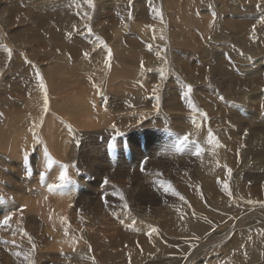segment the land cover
Wrapping results in <instances>:
<instances>
[{
  "label": "rangeland",
  "instance_id": "374dc122",
  "mask_svg": "<svg viewBox=\"0 0 264 264\" xmlns=\"http://www.w3.org/2000/svg\"><path fill=\"white\" fill-rule=\"evenodd\" d=\"M52 1L0 0V6L5 7V10L0 9V11L11 14V16L9 14L10 23L15 18L14 11H19L18 17L21 20H26V22H21V27H34L38 24L37 20H42L47 15L56 14L57 10L64 9L65 7L58 8L60 4L63 5L62 1L66 4L68 2L72 5H78L82 0ZM103 1L98 0L99 3H96V7L91 10L93 14H89L90 18L96 17L101 23L96 25V23L86 19L79 26H75V29L70 32L71 35L64 38L62 45L60 44L62 37L60 33L58 36H54L56 38L50 35L38 37L36 34H32L29 39L18 40L12 38L11 33L7 39L6 37L2 38L5 43H3L0 51L4 49L3 54L6 58L2 62L0 61V182H2L0 183V186L2 185L0 189V264H28L24 254L30 255L33 264H176L179 260L182 261L180 264L183 262L184 264H198L199 261L200 264H244L250 258L246 264L260 262V251L257 252L260 255H257L256 251L252 252L250 251L251 248L247 249L249 251L246 255L253 256H248L246 259L242 256L244 249L241 247L249 239L255 240V245H253L255 249L264 246V205L248 203L250 200L264 201V199L253 198L245 192L252 188L258 194L262 189L264 191V182H261L264 181V172L262 171L264 161H260L261 158H264V150L261 149L260 153L258 152L259 154L252 159L253 161L251 160L252 163L249 162L250 157L246 159L244 157L245 154H249L248 151L245 153V150H248V143L264 141V85L261 86L258 82L254 85L253 81L257 79L258 75H251L255 78L252 80H250L251 77H247L248 73H258L264 76V62L261 61L264 54H256L252 48H247L249 43L250 45H256V43L260 46L264 45V36L260 38L264 30H261L262 33L255 32L253 38L252 25H250L252 22L256 24L254 21L259 20L260 16L264 15V6L258 7L256 12L246 11L253 15V21L245 20L247 17L241 15L246 12H241L238 17L240 19L235 16L239 9L249 10L255 2L263 0H239L237 2L236 0H174V2L173 0H154L157 9L159 7L161 9L159 10L162 12L163 22L160 18L156 22L146 19L143 25L157 24L159 27H157L158 32L156 31L154 34L153 26H145L150 34L146 38H142L139 29L140 24L138 23L142 20L131 19L133 15L130 10L133 7L128 8V6L133 5L134 0H129L127 3H120L116 0L113 6L110 3L105 5ZM142 1H146L147 6L152 4V0ZM41 6L42 8H38ZM118 7L119 9H117ZM147 9L151 10L150 7ZM115 12L119 17H126L128 22H123L118 25V28L108 27L102 23L108 15H111L112 19H116ZM213 13L216 15L213 16ZM4 15L5 13L0 17ZM178 17L179 21H177ZM32 18L37 19L36 22ZM45 19L49 20L50 17ZM174 19H176V23ZM230 19L233 20L232 24L228 22ZM224 20L227 23H224ZM85 25L90 26L91 31ZM257 26L258 24H256ZM4 30H6L7 35L8 28ZM125 36L129 37L126 44L122 42ZM98 37L112 50L110 66L105 63L107 49L99 44ZM212 38L227 39L228 42L223 45L222 49H216V43L220 41L213 43L212 40L214 39ZM236 39L241 40L238 42L239 44H235ZM230 42H234L236 50ZM79 44H81L80 49H77L79 51L70 55L68 52H71V49H76L71 45L79 47ZM144 45H146L145 48ZM148 45H151V48ZM4 46L12 50L11 58L7 52L5 54ZM207 48H210L209 51L216 50L222 54L214 57L218 68L221 69L222 67L221 70L225 71H223L225 84H222L223 88L219 86L221 89L213 88L211 83H207L209 86L206 87L196 84L193 87V93L196 90L195 92L205 93L204 95L207 97L211 94L220 97L217 105L229 106L228 111L224 112V118L223 114L212 113V115H208L207 113L208 120L203 118L200 120L199 132L191 122L189 124L186 122L192 114L183 111L184 115L181 117L183 124L180 125L187 127V130H183L179 126V122H174L176 123L174 124L172 120H169L173 113L164 111L166 108L162 104H159V107L163 110L151 107V102L154 99L157 101L155 95L160 98L166 89V86L159 87L156 94H153V87L161 84L158 80L163 81L160 79V68L169 66L168 64L163 65L164 58L162 56L172 55L175 56L174 59L176 58L172 62L173 64L171 63L170 70L168 68L167 72L170 73L166 78H169L170 76H177L174 69L176 62L177 64L179 61L184 63L187 59L189 63H195L194 68L197 64V66L206 67L209 70L212 63L208 62L207 59L211 58L210 55L214 51L208 55ZM247 49L250 50L247 51ZM204 51L206 52L205 60H200V58L204 59L201 56ZM85 52L88 53V56L84 55ZM158 52L160 59L155 60L152 56H156ZM237 53L241 54L238 55ZM254 54L257 56H253ZM239 56H245L246 61L238 63L237 58ZM233 59L235 63L232 62ZM168 60L170 62L169 57ZM141 61L144 62L143 72L141 71ZM17 63L22 64L21 70H19L20 67ZM231 63H233V67ZM37 70H39L47 87L48 108L46 110L44 108V92L39 88L36 77ZM234 75L238 77L234 79ZM181 77L184 79L183 83L187 84L184 72L181 73ZM246 80L252 81L250 82L251 85L248 83L249 86H247ZM231 82L244 83L246 87L240 89L244 91L237 90L238 92L233 91L236 93H232V91L226 93L224 87ZM165 84H167L166 79ZM253 85L254 89H252ZM168 86L172 87V84L169 83ZM174 87L175 93L184 91L181 85ZM248 92L252 94L248 96ZM243 93L247 95L244 96ZM115 94L118 96L116 97ZM156 101L153 102L154 105H157L158 101ZM123 104H128V107L136 108V110H144L146 107L154 111L146 117L144 115L139 116L132 123L126 125L115 124L116 119L112 120L113 125L110 124L108 120L115 118L117 107ZM184 108L189 109L188 106H184ZM69 110L72 111L74 117L83 121H94L95 124L91 123L90 127L78 128L77 130L70 122L72 119L69 116L63 117L68 115ZM249 121H252L253 125ZM88 123L90 125V122ZM96 123H102L103 128ZM69 125H71V131H69ZM209 128L213 129L212 131L219 141L223 137L222 132L226 133L229 139L228 146L232 151V153L226 154H232L226 161H224V155L221 156L222 162L220 156H215L211 152H209L210 155H204L212 149V146L206 143V133ZM221 128L223 129L221 130ZM79 129H83V131ZM194 130L197 131V136H193ZM33 133H35V137ZM173 133L178 136L190 134V140L197 141L206 151L202 156L192 155L196 144L189 143L178 155H168L165 149L175 141L176 136ZM36 137H39V140ZM7 140L9 141L7 142ZM88 140L89 142H87ZM10 141L14 143L24 142L25 144H20L11 156L12 151L7 149L8 143L10 147L13 146ZM70 141L69 146L68 142ZM240 143H242V157L239 155L238 144ZM51 144L57 147L62 146L64 151H66L67 146L71 149L67 148L68 151L62 153V156L61 147L59 150L56 147L58 153L55 155L52 153ZM72 144L77 147L75 148V145L72 147ZM45 146L50 155L59 162L54 164L51 169L45 167ZM78 146H83L84 149L82 147L78 149ZM70 150V154L74 151V155L73 153L72 155L69 154ZM75 151L80 155L75 154ZM65 153L66 155H64ZM25 154L28 157L27 161H25ZM212 156L216 159L213 160ZM63 157L66 162L62 159ZM236 159L240 160L239 163L235 162L239 165L238 168L242 166L249 171L255 170V165L258 162L263 163L262 166L257 167L256 174L247 170H245L247 173L244 171H242L244 174L240 173L241 178L244 179L240 180L242 183L240 181L237 182L238 184L234 183L235 186L237 185L235 190L231 189V185L229 186L233 194L228 199L224 200L223 193L215 198L217 194L214 191L213 197L216 200L210 198L205 192V189L210 190V188L206 186H215L218 191L219 184L216 185L218 180H214L224 173H226L224 175H228L224 165H228ZM157 161L159 162L157 163ZM217 161H220L219 167L216 166ZM64 164L68 165L70 181L64 185L65 189L63 186L50 192L48 184L59 183L56 169H63ZM252 164L253 167H251ZM154 165L160 166H156L159 170H156ZM148 169L149 171H145ZM29 171H31V175L28 174ZM55 171L56 173H53ZM41 172L45 173L43 177L40 175ZM147 172L149 176L153 174V180L157 181L155 184L151 182L150 177H146L148 176ZM133 173L135 174L133 175ZM228 178L230 179L229 176ZM115 181L116 184H114ZM231 181L233 179L228 180V182ZM169 182L175 192L171 189L169 191L164 190ZM108 184L114 186L112 195L108 194L110 192L107 187ZM240 184L241 186H239ZM252 184L253 187L250 186ZM153 185H156L154 189L151 188ZM100 186H105L106 189L103 188L102 190ZM94 188L95 191L101 190L97 191L99 194L94 193ZM156 191L161 192L157 194ZM118 192L123 193L124 200H121L118 194H114ZM94 195L97 199L93 197ZM65 196L71 197L74 203H77H75L77 210L67 211L62 221L50 224L46 218L47 215L54 206L58 205L57 199H62ZM208 198H210L209 201ZM91 202H93L92 206ZM125 202L128 208L124 207ZM247 203L249 209L246 208ZM80 205L87 206V208L81 207V209ZM141 206L144 212H142ZM158 207L162 209V211H158L159 217L154 215L155 210L153 209L157 210ZM231 207L235 208V216L229 214ZM173 208H179L181 215L183 213L181 211H189L190 216L189 214L182 217L180 215L182 218L180 227L176 226V231L175 229L171 230L172 234L169 235L160 229L158 220L165 223L172 221L178 216ZM80 210L85 211L84 215ZM57 211L62 213L59 209ZM77 211H79L78 214L80 213L78 217H76ZM73 215L75 218L70 220L69 216ZM247 215L253 216L248 217ZM5 216L10 217L8 225L3 224ZM187 216L190 217L188 222L185 219ZM16 218L20 220L14 221ZM205 222L208 223L205 224ZM20 223H24V226L27 224L26 227L29 228L26 229L25 227L24 229L23 224ZM227 224L231 225L230 228L234 233L249 229L251 235L236 243V249L235 244H229L233 236L230 235L224 241L222 240V244H217L220 247L215 245L218 250L215 248H213L214 250L212 248L206 249L203 254L194 257V261L189 262L193 252H197L198 249L196 248L200 246L199 243L209 240V237L216 230L218 232L213 235L223 236L226 233L227 236V232L224 231L229 228L226 227ZM186 225L190 231L186 230ZM218 225L222 227L218 229ZM152 228H156L157 231L152 232ZM65 229H67V235ZM180 229L184 231L179 232ZM25 232L28 235H25ZM131 238L132 240H130ZM133 239H136V242L145 239L146 242L138 245ZM33 244L35 245L34 251L32 250ZM16 253H20V255H16ZM256 255L258 256L257 259L255 258ZM200 257L202 258L200 259ZM205 257L208 258L204 259ZM252 258L256 261H253ZM137 260L141 261L138 262ZM201 261L203 262L201 263Z\"/></svg>",
  "mask_w": 264,
  "mask_h": 264
},
{
  "label": "bare ground",
  "instance_id": "6f19581e",
  "mask_svg": "<svg viewBox=\"0 0 264 264\" xmlns=\"http://www.w3.org/2000/svg\"><path fill=\"white\" fill-rule=\"evenodd\" d=\"M51 2H53L52 0H50ZM68 1V0H67ZM72 0H69V2H71ZM114 1H116V0H104L103 2L105 3V5H107V4H111L112 6H113V3H114ZM129 0H118V2H120V3H127ZM135 2H134V4L133 5H129L128 6V8H132L130 11H131V14L133 15V16H135V17H133L132 16V18L131 19H133V18H136V19H140V20H142V22H139L138 24H140V30H141V36H142V38H146V37H148V31H147V28L145 29V26H153V30H154V34H156L155 32L157 31V27H158V25L157 24H155V25H143V23L146 21V19H149V20H151V22H156V20L159 18V17H157L156 16V12H155V10L157 9V6L155 5V2H154V0H152V4H150V6H147V4H146V1H142V0H134ZM172 1V0H171ZM237 1H239V0H236V2ZM165 2V1H164ZM173 2H174V0H173ZM259 2V4H257ZM45 3H47L46 1H45ZM63 5H59L58 6V8H63V7H65L64 9H61V10H57V12H56V14H53V15H47L46 17L47 18H49L50 17V19L49 20H46L45 18H43L42 20L40 19V20H37V19H35V18H32L35 22H36V20L38 21V24L36 25V26H34V27H28V26H24V28H23V26L21 27V22H26V20H21L19 17H18V14H20V12L19 11H14V16H15V18H14V20H16V21H14L13 20V22L12 23H10V16H11V14H10V16H9V14H7L6 13V11L5 12H1L0 11V15H3L4 13H5V15L2 17H0V49H2V47H3V43H5V42H3V37L5 38L6 37V39L8 38V36H9V34L11 33L12 34V38H16V39H18V40H26V39H29L31 36H32V34H36L38 37L39 36H42V35H50V36H55V35H57L58 36V34L60 33L61 35H62V37H61V40H60V44L62 45L63 44V41H64V38L66 37V36H68V33H70L72 30H74L75 29V27H73V26H79L80 24H82L81 22H83V21H86V18H84V13L85 12H87L88 14H91L92 12H91V10H92V8H90V7H88V5L85 3V0H82L81 1V3L79 2V4L78 5H76V4H70V3H68L67 2V4L64 2L63 3V1L61 2ZM96 3H99L98 2V0H94V5L96 4ZM172 3V2H171ZM257 3L255 2V4L254 5H252V7L249 9V10H241V9H239V11L236 13V18L237 19H240V18H238L239 16H240V14H241V12H246V11H253V12H256L257 10H258V5H260V6H264V0L263 1H257ZM149 4V3H148ZM154 5V6H153ZM35 6L37 7V5L35 4ZM75 6V7H74ZM54 7H56V6H54ZM96 7V6H95ZM151 8V10H149V9H147V8ZM165 7V6H164ZM38 8H42V6L41 7H38ZM176 8V7H175ZM0 9H2V10H5V7H3L2 5L0 6ZM117 9H119V7L117 8ZM159 9H160V7H159ZM164 9V8H163ZM177 9V8H176ZM149 10V11H148ZM161 10V9H160ZM181 10H183V9H181ZM9 11V10H8ZM7 11V12H8ZM116 11V10H115ZM164 12V11H163ZM175 12V11H174ZM174 12H172V13H174ZM77 13H79V15L77 14ZM106 13V12H105ZM111 13V12H110ZM170 13V12H169ZM93 14V13H92ZM171 14V13H170ZM191 14V13H190ZM241 15H243V16H246L247 17V19H245V20H251V21H253V15L252 14H250V13H244V14H241ZM115 16H116V19H112V16L111 15H108L107 16V18L104 20V21H102V23H104V24H106L108 27H112V28H118L119 26L118 25H121L123 22H128V19L126 18V17H119V15L118 14H116V12H115ZM170 16V15H169ZM172 16V15H171ZM232 16H234V15H232ZM175 17H177V16H175ZM183 17V16H182ZM185 17V16H184ZM224 17V16H223ZM252 17V18H251ZM226 18V17H225ZM122 19H123V22H122ZM173 19V18H172ZM226 19H228V18H226ZM225 19V20H226ZM3 20H6V21H9L8 23L7 22H4ZM93 20V21H92ZM176 19H174V21H175ZM191 20V19H190ZM225 20H224V23H227V22H225ZM89 21L90 22H94V23H96V25H98V24H100L101 23V21L99 20V19H97L96 17H91L90 19H89ZM130 21V20H129ZM173 21V22H174ZM177 21H179V17H178V20ZM177 21H175V23L177 22ZM228 21V20H227ZM232 21V22H231ZM240 21H243V20H240ZM148 22H150V21H148ZM169 22V21H168ZM228 22H230L231 24L233 23V20H229ZM93 23V24H94ZM254 23H256V24H258V26L256 27V33H262V31L264 30V24H260V23H258V20H256V21H254ZM17 24V25H16ZM9 25V26H8ZM250 25H253V22L250 24ZM8 26V27H7ZM94 26V25H93ZM7 29L8 28V30H9V32L7 33V35H6V30H4V29ZM152 28V27H151ZM159 28V27H158ZM160 30V29H159ZM262 30V31H261ZM259 31V32H258ZM158 32V31H157ZM264 32V31H263ZM3 33H5L4 35H3ZM73 33V32H72ZM11 34H10V36H11ZM150 35V34H149ZM228 35H230L229 33H228ZM70 36V35H69ZM262 36H264V33H262V35H261V37L260 38H262ZM54 38H56V37H54ZM128 36H125L124 38H123V40H122V42H124L125 44L127 43V41H128ZM6 39H5V41H6ZM59 39H60V36H59ZM212 39H214V38H212ZM241 39V38H240ZM9 40V39H8ZM213 41V43H214V41H220L219 43H216L217 45L215 46L216 47V49H222V47H223V45L225 44V43H227L228 41H227V39H221V40H217V39H214V40H212ZM236 42H235V44L237 43V44H239L238 42H240L241 40H239V39H236L235 40ZM245 42V41H244ZM253 42V41H252ZM185 43H186V40H185ZM222 43V44H221ZM231 44H233L234 45V49L236 50V48H235V44H234V42H230ZM256 43V42H255ZM254 43V44H255ZM146 44V43H145ZM244 44V43H243ZM249 46L247 47V48H252V50L257 54V53H262V54H264V45H259L258 43H256V45H250V43L248 44ZM73 48H76V49H71V52H68L70 55H74V54H76L79 50H77V49H80V47H81V44H79L78 46L79 47H76V46H73V45H71ZM145 46L146 45H144V48H145ZM211 46V45H210ZM212 46H214L213 44H212ZM211 46V47H212ZM237 46V45H236ZM239 47V46H238ZM246 47V46H245ZM46 48V47H45ZM172 49V48H171ZM208 49V48H207ZM210 49V48H209ZM209 49H208V55H210L213 51V55L211 54L210 56H211V58L210 59H207V61L208 62H210V63H212L211 64V68L209 69V70H207L206 69V67H200V66H197V64H196V67L194 68L193 66L195 65V63H189L188 62V59L184 62V63H181L180 61L178 62V64H177V62H176V66H175V70H176V72H177V76L176 75H174V76H170L169 78H166V81H167V84H165L164 85V81H165V79L163 80V81H159L158 80V82H160L161 84H159L160 85V87H164V86H166V89H165V91H164V93L160 96V98H159V101L157 102L154 98V100H153V102L154 101H156L157 103L156 104H162L166 109L164 110V111H166L167 113H173L170 117H169V120H172L173 121V123L174 122H179V126L181 127V129H186L187 127H183V126H181L180 124H183V120L181 119V117L184 115V113H183V111H186V112H188V113H190V114H192V112H191V110H189V109H186V108H184V106H188L187 104L185 105V102L187 101L184 97H183V95H182V93H183V90L181 91V92H179V91H177L176 93H175V85H181V83H178L179 82V80H180V82L182 81H184V79L181 77V73L182 72H184L185 73V79H186V81H187V84H191L193 87H195L194 85H196V84H200L201 85V87H203V86H209V85H207V83H211L210 85L211 86H213V88H215L216 89V87L217 88H219V89H221V88H223L222 87V84L224 83V72L221 70V69H223L222 67H221V69L220 68H218V66H217V64L215 63L216 62V58L214 57V56H218V55H222L221 53H219V52H217L216 50H211V51H209ZM240 49V48H239ZM168 50V49H167ZM204 50H206V49H204ZM248 50H250V49H247V51ZM3 51H4V49H3ZM3 51H0V61L2 62L3 61V59H5L6 58V56L3 54ZM207 51V50H206ZM169 52V51H168ZM239 52H241V51H239ZM5 54H6V51H5ZM238 55H240L241 53H237ZM247 54V53H246ZM251 54V53H250ZM173 55H175V54H173ZM205 55H206V52L204 51L202 54H201V56H202V58H204V59H201L200 58V60H205ZM252 55V54H251ZM204 56V57H203ZM247 56H249V55H247ZM253 56H257V55H253ZM155 60H157V59H160V57L158 56V55H156V56H152ZM163 58H164V61L166 60L167 61V63L165 64V63H163V65H169L168 67H163L164 69H165V72H166V76L167 75H169V73L167 72L168 71V68H169V70H170V66H171V63L172 62H174V60L176 59H174V57L172 56V55H163L162 56ZM168 57H169V59H170V62H169V60H168ZM220 58V57H219ZM246 57L244 56V57H238L237 59H238V63H243V62H240V61H246V59H245ZM154 60V61H155ZM227 60V59H226ZM222 61V60H221ZM234 61V59L232 60V62ZM261 61L262 62H264V58H261ZM157 62V61H156ZM195 62H197V61H195ZM218 62H219V60H218ZM228 62V61H227ZM198 63V62H197ZM209 63V64H210ZM229 63V62H228ZM233 63H235V61L233 62ZM233 63H231V66H232V64ZM18 64V63H17ZM173 64V63H172ZM175 64V63H174ZM19 65V70H21V68H22V64L21 63H19L18 64ZM207 65H208V63H207ZM218 65H220V64H218ZM230 65V64H229ZM234 66V65H233ZM232 66V67H233ZM138 67V66H137ZM220 67V66H219ZM172 68V67H171ZM197 69H200V70H197ZM174 70V71H175ZM234 70V69H233ZM231 71V70H230ZM235 72V71H234ZM174 73V72H173ZM227 73V72H226ZM236 73V72H235ZM175 74V73H174ZM232 74H233V72H232ZM172 75V74H171ZM227 75V74H226ZM248 75H250V76H248ZM248 75H247V77H251V75H254V76H257L256 78L257 79H255V78H253V77H251V79L250 80H252V78L253 79H255L254 81H253V83H254V85H256L257 84V82H258V84L259 85H264V76L263 75H261V74H258V73H253V74H251V73H248ZM228 76V75H227ZM238 76H236L235 77V75H234V79L235 78H237ZM246 78V77H245ZM245 78H244V80H245ZM170 79V80H169ZM155 81V80H154ZM168 81H169V83L170 84H172V87H169L168 85H169V83H168ZM232 81V80H231ZM239 81H240V77H239ZM243 81V80H242ZM157 82V83H158ZM246 82L247 83H245V84H247V86H249V85H251L250 84V82H252V81H247L246 80ZM155 83V82H154ZM248 83H249V85H248ZM252 83V84H253ZM5 84V83H4ZM225 84V83H224ZM244 84V83H243ZM243 84H241V83H238V82H231V83H228V84H226V86L224 87V91L227 93V92H230V91H232V93H236V92H233V91H239L240 89H244V87H246L245 86V84L243 85ZM6 85V84H5ZM155 85V84H154ZM199 85V86H200ZM254 85H253V88L252 89H254ZM7 86V85H6ZM219 86H221V88L219 87ZM252 87V86H251ZM260 87V86H259ZM124 88V87H123ZM118 89H120L119 87H118ZM219 89H217V90H219ZM251 89V88H250ZM251 89V90H252ZM256 89V88H255ZM258 89V88H257ZM11 90V89H10ZM179 90H181V89H179ZM196 90H194V93H192V97L194 98V103H196V105H197V107H199L200 109H202L204 112H206V113H208V115L209 114H211L212 115V113L213 114H220V115H222L223 114V118L225 117V115H224V112H226V111H228V107L229 106H227V105H217V102H218V100L220 99V97H217V96H214L213 94H211L210 96L208 95V97L207 96H205L204 94L205 93H203V92H201V93H198V92H195ZM204 91V90H203ZM237 91V92H238ZM240 91H244V90H240ZM246 91V90H245ZM248 91H250V90H248ZM253 91V90H252ZM251 91V92H252ZM108 92V91H107ZM145 92V91H144ZM209 93V92H208ZM247 93V92H246ZM245 93V94H246ZM146 94V93H145ZM165 94H168V95H170V96H167V95H165ZM210 94V93H209ZM244 94V93H243ZM242 94V95H243ZM245 94H244V96H245ZM248 96H250V94H252V93H249L248 92ZM254 94V93H253ZM116 95V94H115ZM242 95H240V96H242ZM247 95V94H246ZM118 95H116V97H117ZM145 96V95H144ZM147 96V95H146ZM114 97V96H113ZM115 97V98H116ZM247 97V96H246ZM128 98H130L129 96H128ZM134 98V97H133ZM210 98V99H209ZM213 98V99H212ZM247 99V98H246ZM183 100V102L181 103V101ZM244 101V100H243ZM153 102H151V107H155V105H154V103ZM53 105H54V103H52ZM171 104V105H170ZM223 104V103H222ZM53 105H52V108H54L53 107ZM148 106H150V105H148ZM147 106V107H148ZM51 108V109H52ZM118 109L116 110V113H115V118H113V119H110V120H108V122L110 123V124H112L113 125V121L112 120H114V119H116V121H114V123L115 124H118V125H126L127 123H132L134 120H136V118L137 117H139V116H142V115H144V117H146V115H148L149 113H151V112H153L152 110H149V109H147L146 107H144V110L143 109H141V110H136V108L135 109H133V108H131V107H128V104L127 105H125V104H123V105H119L118 107H117ZM152 109V108H151ZM159 110H163L161 107H159L158 108ZM230 109V108H229ZM174 111V112H173ZM236 111V110H235ZM156 112V111H155ZM158 112V111H157ZM230 112V111H229ZM231 112H234V111H231ZM187 114V113H186ZM152 115V114H151ZM167 115V114H166ZM188 115V114H187ZM207 115V116H208ZM67 116H69L70 118H67L68 120H71L70 122L76 127V129L78 130V128H83L84 129V127H90L91 126V123H94L95 124V122L94 121H83V120H81V119H79V118H76V117H74L73 116V114H72V111L71 110H69V113H68V115H66V116H63V117H67ZM239 116V115H238ZM135 117V118H134ZM185 117V116H184ZM214 118H215V115L213 116ZM208 118V117H207ZM210 118V117H209ZM242 118V117H241ZM240 118V119H241ZM143 119V118H142ZM211 119V118H210ZM208 120V119H207ZM140 122H141V120H139ZM145 121V120H144ZM203 121V120H202ZM248 121V120H247ZM88 122H90V125H89V123ZM186 122H187V124H189L190 122H191V120L189 119V120H186ZM204 122V121H203ZM211 122V121H210ZM215 122V121H214ZM108 123V124H109ZM249 123L251 124V125H253L252 124V121H249ZM97 124V123H96ZM104 124H105V122H104ZM110 124L108 125V126H110ZM136 124V123H135ZM174 124H176V123H174ZM186 124V123H185ZM200 124H201V122H200ZM205 124V123H204ZM98 126H100L101 128H103L102 127V123L101 124H97ZM111 125V126H112ZM134 125V124H133ZM146 125V124H145ZM106 126H107V123H106ZM177 126V125H176ZM214 126V125H213ZM105 127V126H104ZM179 127V128H180ZM190 127H191V124H190ZM100 128V129H101ZM83 129H79L80 131L82 130L83 131ZM107 129V128H106ZM118 129V128H117ZM128 129V128H127ZM130 129H132V128H130ZM195 129V128H194ZM223 128H221V130H222ZM258 129V128H257ZM262 129V128H261ZM115 130V129H114ZM187 130V129H186ZM213 130V129H212ZM215 131H216V129H214ZM263 130V129H262ZM90 131V130H89ZM198 132L200 131V129H198L197 130ZM79 132V131H78ZM204 132V131H203ZM218 132V131H217ZM200 133H202V132H200ZM199 133V134H200ZM219 133V132H218ZM90 134V133H89ZM207 134V133H206ZM217 134V133H216ZM201 135V134H200ZM221 135V134H220ZM197 136V135H196ZM223 136V137H222ZM222 139L220 138V136H219V138H220V144L221 145H223V147H220V148H216L215 149V152H213L212 151V149H210L206 154H204V155H207V154H209L210 155V153L209 152H211L212 154H215V156L217 155V156H220V158H221V162L223 161V159H222V157L221 156H223L224 157V161H226L228 158H230L231 156H232V154L231 155H226V154H229V153H232V151L229 149V146H228V144H229V139L227 138V136H226V133L224 134L223 132H222ZM90 138H91V136H90ZM93 138V137H92ZM200 138V137H199ZM76 139V138H75ZM87 139V138H86ZM9 140H7V142H8ZM11 142V144H13V146H11L10 147V144L8 143V147H7V149H9V150H11L10 152H11V156H13V154L16 152V148L20 145V144H25L24 142H19V143H14V142H12V141H10ZM87 142H89V140L87 141ZM69 143H71V141L70 142H68V144ZM246 143V142H245ZM67 144V145H68ZM86 145H87V143H85ZM75 145V144H74ZM73 144H72V147L74 146ZM51 149H52V153H54L55 155L58 153V151L57 150H59L60 149V147H61V149H62V151H61V155H62V153H64V152H66V151H68L67 150V148H68V146H67V148H65V150L66 151H64L63 150V147L62 146H55L54 144L52 145L51 144ZM53 146H55V147H53ZM69 146H70V144H69ZM244 146H245V144H244ZM56 147H57V150H56ZM75 148L77 147L76 145L74 146ZM79 147H82L83 148V146H78V149H79ZM238 147L240 148V153H239V155H240V157H242V143H240V144H238ZM246 148H247V146H245ZM74 148V149H75ZM68 149H71V147L70 148H68ZM77 149V150H78ZM84 149V148H83ZM261 149H263L264 150V141L263 142H252L251 144H249L248 143V150H245L246 152L245 153H247V151H248V153L249 154H245L244 155V157H245V159L247 158V157H250V160H249V162H251V160L256 156V155H258L259 153H260V151H261ZM55 150V151H54ZM73 150V149H72ZM84 151V150H83ZM206 151V150H205ZM70 152H71V150L69 151V154H70ZM74 151H72V153H73ZM259 152V153H258ZM72 153L70 154V155H72ZM75 154H77V151H75ZM243 154H244V152H243ZM64 155H66V153L64 154ZM73 155H74V153H73ZM77 155H80L79 153L77 154ZM63 156V155H62ZM61 156V157H62ZM9 157V156H8ZM57 157V156H56ZM65 157V156H64ZM64 157L62 158L64 161H65V159H64ZM67 157H69V156H67ZM212 158H213V156H212ZM215 158V157H214ZM213 158V160H215ZM70 159V158H69ZM74 159V158H73ZM219 159V158H218ZM217 159V160H218ZM244 159V158H243ZM71 160V159H70ZM78 161H80V160H78ZM237 161V163H239L240 162V160L239 159H236V160H232L231 161V163H229L227 166L228 167H230L231 169H232V174H231V177H230V179L228 178V175H224V174H226V173H224L223 175L225 176H221V175H219V177H217L218 179H215L214 181H216V180H218V182L216 183V185L217 184H219V186H218V191L216 190V188H215V186H213V187H210V186H206V187H208V188H210V190L209 189H205V192H206V194L210 197V198H213V199H215V198H217L218 196H220L222 193H223V195L222 196H224L225 198H224V200H226V199H228L230 196L228 195V193H226L224 190H223V185H222V182L224 181V180H231V179H233V181H231V182H229V186L231 185V189H234L235 190V187L237 186H235V184L234 183H237V182H239L240 180H243L242 178H241V175H240V173H243L242 171H244V173L246 172L245 170H247L245 167H240V168H238L237 166H239L237 163H235ZM253 161V160H252ZM260 161H264V158H261V160ZM66 162V161H65ZM73 162V161H72ZM152 162H154V161H152ZM152 162H149V163H152ZM159 161H157V163H158ZM218 162H220V161H218ZM256 162V161H255ZM252 163V162H251ZM257 163V162H256ZM255 163V164H256ZM262 163L263 162H258V164H256L255 165V170H253V171H249V170H247L248 172H252V173H254V174H256V170L258 169L257 167L258 166H262ZM153 164V163H152ZM158 165V164H157ZM157 165H154L155 166V168H156V166ZM160 165V164H159ZM247 165V164H246ZM84 166H85V164H84ZM251 166V165H250ZM249 166V167H250ZM87 167V166H86ZM148 167V166H147ZM153 167V166H152ZM157 167H160V166H157ZM162 167H163V165H162ZM165 167V166H164ZM251 167H253V164H252V166ZM250 167V168H251ZM88 168H90V167H88ZM150 168H151V166H150ZM154 168V167H153ZM152 168V169H153ZM154 168V169H155ZM247 168H248V166H247ZM262 171L264 172V166H262ZM47 169V168H46ZM214 169H215V167H214ZM61 170H63L62 168H61ZM61 170H58V169H56V171H61ZM156 170H159V169H157L156 168ZM250 170H252V168L250 169ZM56 171L55 172H53V173H56ZM145 171H149V169L148 170H145ZM144 171V173H146ZM154 171V170H153ZM224 171H225V169H224ZM57 172V173H58ZM56 173V175H57V179H58V174ZM137 173V172H136ZM148 173V172H147ZM156 173V172H155ZM157 173H159V172H157ZM211 173V172H210ZM243 173V174H244ZM247 173V172H246ZM117 174H119V173H117ZM127 175H128V173H126ZM135 173H133V175H134ZM139 174H140V172H139ZM55 175V176H56ZM112 175V174H111ZM111 175H109V177L111 176ZM120 176H122L121 174H119ZM124 175V174H123ZM132 175V174H131ZM141 175V174H140ZM246 175V174H245ZM259 175V174H258ZM264 175V174H263ZM124 176H126V175H124ZM143 176H144V174H143ZM146 176V175H145ZM153 176V174L151 175V176H149V173H148V176H146V177H150L151 179H152V181L151 182H153L154 184L157 182V181H154L153 180V178L154 177H152ZM112 177H113V175H112ZM118 177V176H117ZM123 177V176H122ZM243 177V176H242ZM246 177V176H245ZM249 177V176H248ZM263 177V176H262ZM56 178V177H55ZM111 178V177H110ZM110 178H109V181H110ZM124 178H126V177H124ZM251 178V177H250ZM252 178H254L253 176H252ZM257 178V177H256ZM5 179V178H4ZM114 179H115V176H114ZM142 179V178H141ZM146 179V178H145ZM223 179V180H222ZM1 180H3V179H1ZM116 180V179H115ZM122 180V179H121ZM143 180V179H142ZM150 180V179H149ZM222 180V181H221ZM249 180V179H248ZM254 180V179H253ZM253 180H252V182H253ZM263 180H264V178H263ZM112 181V180H111ZM144 181V180H143ZM146 181H147V179H146ZM245 181H247V180H245ZM148 182V181H147ZM150 182V183H151ZM241 183H242V181H240ZM248 182V181H247ZM251 182V181H250ZM261 182H264V181H261ZM0 183H2V182H0ZM110 183H112V182H110ZM118 183V182H117ZM150 183H148V184H150ZM152 183V184H153ZM258 183V182H257ZM114 184H116V181H115V183ZM113 184V185H114ZM121 184V183H120ZM204 183H202V185H203ZM238 184V183H237ZM122 185H124V184H122ZM157 185V184H156ZM156 185H153L151 188H155V186ZM254 185H255V183H254ZM263 185V184H262ZM261 185V186H262ZM2 186V185H1ZM1 186H0V189H1ZM99 186V185H98ZM204 186H205V184H204ZM239 186H241V184L239 185ZM247 186V185H246ZM250 186H252L253 187V184L252 185H250ZM69 187V186H68ZM101 187V189L103 190V188H105L106 189V187L104 186V187H102V186H100ZM107 187H108V189H109V193L108 194H111L112 195V190H113V187L114 186H112V185H107ZM202 187V186H201ZM244 187V186H243ZM260 187V186H259ZM96 188V187H95ZM95 188H94V191H95ZM99 188V187H98ZM134 188V187H133ZM136 188V187H135ZM245 188V187H244ZM248 188V187H247ZM263 188V187H262ZM63 189H65V186H64V188ZM201 189V188H200ZM241 189V188H240ZM3 190H4V187H3ZM68 190V189H67ZM67 190H65V191H67ZM133 190H135V189H133ZM152 190V189H151ZM198 190V189H197ZM196 190V191H197ZM202 190V189H201ZM242 190V189H241ZM244 190H246V189H244ZM263 190V189H262ZM261 190V191H262ZM69 191V190H68ZM98 191V190H97ZM97 191H95L94 193H97ZM99 191H101L100 189H99ZM98 191V192H99ZM213 191L217 194L216 196H215V198L213 197L214 196V194H213ZM258 191V190H257ZM260 191V194H258V193H256V191H255V189L254 188H252V189H248V190H246L245 192L247 193V194H249L251 197H253V198H257V199H264V191H262L261 192ZM157 192V194H158V192L160 193L161 191H156ZM202 192V191H201ZM242 192H244L243 190H242ZM69 193H70V191H69ZM93 193V194H94ZM101 193V192H100ZM97 194H99V193H97ZM102 194V193H101ZM101 194L99 195L100 197H101ZM205 194V195H206ZM232 194H233V191H232ZM152 195V194H151ZM204 195V194H203ZM206 195V196H207ZM92 197V196H91ZM93 197H95L96 198V195H94ZM105 197V196H104ZM99 198V197H98ZM210 198H208V201H209V199ZM97 199V198H96ZM205 199H206V197H205ZM212 199V200H213ZM58 200V205L57 206H54L50 211V213L47 215V217L46 218H48V222L51 224V223H58V222H60V221H62L63 219H64V216L66 215V213H67V211H70L71 210V212L72 211H75V210H77L76 209V204L74 203V201L72 200V198L71 197H67V196H65L64 198H62V199H57ZM94 200V199H93ZM100 200V199H99ZM207 200V199H206ZM216 200V199H215ZM95 201V200H94ZM207 201V202H208ZM211 201V200H210ZM99 202V201H98ZM97 202V203H98ZM89 203H90V201H89ZM92 203L93 202H91V206H92ZM80 204H82V203H80ZM84 204H85V202H84ZM213 204V203H212ZM79 205V204H78ZM86 205H89V204H86ZM247 205V207L246 208H248V203L246 204ZM250 205V204H249ZM90 206V207H91ZM243 206H244V204H243ZM80 208L81 207H86L87 208V206H82V205H80L79 206ZM139 207V206H138ZM236 207V206H235ZM245 207H243V208H245ZM78 208V207H77ZM79 208V209H80ZM141 208H142V212H144V209H143V207L141 206ZM161 207H158L157 208V210L155 209V208H153L154 210H155V212H154V215L155 216H157V217H159V213H158V211H162V209H160ZM250 208V207H249ZM248 208V209H249ZM59 209V211L60 212H62V213H59L57 210ZM82 209V208H81ZM85 209V208H84ZM83 209V210H84ZM89 209V208H88ZM88 209H87V211H88ZM160 209V210H159ZM174 209V211H175V213H177L178 214V216L177 217H175L174 219H172V221H170L169 223H165V222H161L160 220H158V225H160V229L163 231V233L165 232V234L166 233H169V235L170 234H172L171 233V230H173V229H175V227L177 226H179L180 224H181V220H182V216H184L185 214L187 215V214H189V216H190V213H189V211H186V212H184V211H181V212H183L182 213V215H181V213H180V210H179V208H173ZM260 209V208H259ZM181 210H183V209H181ZM81 211V210H80ZM105 211V210H104ZM235 208L234 207H231V209L229 210V214H232V215H234L235 216ZM251 211V210H250ZM70 212V215L72 214ZM78 212L79 211H77V214H78ZM85 211H81V213H82V215H84L83 213H84ZM106 212V211H105ZM244 212V211H243ZM73 213H75V212H73ZM207 213V212H206ZM249 213V212H248ZM76 214V213H75ZM80 214V213H79ZM79 214L76 216V217H78L79 216ZM251 214V213H250ZM21 215V214H20ZM68 215V214H67ZM180 215H181V217H180ZM22 216H23V213H22ZM21 216V217H22ZM25 216V215H24ZM189 216H187L185 219H186V222H188L189 220H190V217ZM248 217H250V216H253V215H247ZM207 217V216H206ZM263 217V216H262ZM75 217H74V215L73 216H69V219L71 220V219H74ZM29 219V218H28ZM212 219V218H211ZM216 219V218H215ZM16 220H18L17 218L16 219H14V221H16ZM20 220V219H19ZM18 220V221H19ZM23 220V219H22ZM207 220V219H206ZM210 220V219H209ZM247 221H248V218L246 219ZM245 220V221H246ZM13 221V222H14ZM214 221V220H213ZM246 221V222H247ZM212 222V221H211ZM15 224H16V222H14ZM26 223V222H25ZM206 223H208V222H205V224ZM219 223V222H218ZM18 224V223H17ZM21 225L23 224V226H24V223H20ZM213 224V223H212ZM247 225V224H246ZM17 226V225H16ZM27 226V224L24 226V229H25V227ZM219 226V225H218ZM217 226V227H218ZM229 227V228H224L225 230L224 231H226L227 232V236L224 234L223 236H220L219 234H217V236H216V234L215 235H213L214 233H216V232H218V230H216L213 234H212V236L211 237H209V240H205V242L203 243V242H200L199 243V245L200 246H198L197 247V245H195L197 248L196 249H198L197 250V252H193V255H191V259H190V261L189 262H192L191 260H193L194 259V257L196 258V256L198 255V254H203L204 253V251L206 250V249H210V248H215L216 250H218V248H216L215 247V245H217V244H220L221 242H222V240L224 241V239L225 238H227V237H229L230 235H233L232 236V238H231V241L229 242V244L231 243H233V244H235V249L237 248L236 247V243H238L240 240H243L244 238H246V237H248V236H250L251 235V233H249L250 231H249V229L248 230H242L241 232L239 231V233L237 232H235L234 233V231H232L231 230V228H230V226L227 224L226 225V227ZM180 227V226H179ZM186 227H187V225H186ZM222 226H219L218 227V229H220ZM225 227V226H224ZM23 228V227H22ZM29 227H26V229H28ZM190 228V227H189ZM191 228H193V227H191ZM177 229V228H176ZM176 229H175V231H176ZM179 229V228H178ZM188 229V227L186 228V230ZM223 229V228H222ZM221 229V230H222ZM181 230H183V229H180L179 230V232L181 231ZM189 230V229H188ZM187 230V231H188ZM194 230V229H193ZM193 230H191V231H193ZM198 230H200V229H198ZM184 231V230H183ZM186 231V232H187ZM190 231V230H189ZM201 231V230H200ZM199 231V232H200ZM178 232V233H179ZM182 232V231H181ZM195 232H196V230H195ZM202 232V231H201ZM185 233V232H184ZM223 233V232H222ZM181 234V233H180ZM184 235V234H183ZM200 235H202V234H200ZM210 236V235H209ZM169 237H171V236H169ZM169 239V238H168ZM130 240H132V238L130 239ZM134 240V242H136V239H133ZM196 240V239H195ZM145 243L146 242V240L144 239V241H141V242H136V243H138V245L140 244V243ZM196 242V241H195ZM195 242H193L194 244H195ZM192 243V244H193ZM197 243V242H196ZM201 243H203L202 245H201ZM222 244V243H221ZM138 245L136 244V246L138 247ZM253 245H255V240H252V239H249L248 240V242H246L244 245H242V249H244V252H242V256L243 257H246V259H247V257L250 255H246L247 253H248V251L249 250H247V249H250L251 248V250L250 251H252V252H254V251H256V253L257 252H261V255H260V253H257V255L259 254L260 255V259L259 260H261L260 262H258V263H256V262H254L253 264H264V246H262V247H260V248H257V249H255L254 248V246ZM217 246H219L220 247V245H217ZM143 248V247H142ZM196 249H194V250H196ZM224 249V248H223ZM222 249V251L223 252H225L224 250ZM138 250V249H137ZM214 250V249H213ZM215 250V251H216ZM134 251V250H133ZM154 251V250H153ZM219 251H220V248H219ZM135 252V251H134ZM137 252V251H136ZM227 252V251H226ZM206 253V252H205ZM235 253V252H234ZM255 253V254H256ZM231 254H232V252H231ZM252 254V253H251ZM229 256H230V254H228ZM256 255V259H257V256ZM206 256H207V254H206ZM218 256V255H217ZM253 256V255H252ZM252 256H249V257H252ZM135 257V256H134ZM133 257V258H134ZM177 257V256H176ZM203 257V256H202ZM202 257H200V259L202 258ZM132 258V259H133ZM208 257H205L204 259H207ZM173 259H175V258H173ZM199 259V258H198ZM203 259V260H204ZM211 259V258H210ZM251 259V258H250ZM250 259H247V260H250ZM252 259H254V258H252ZM142 260V259H141ZM141 260H139V261H141ZM144 260V259H143ZM247 260H246V262L244 263V264H246V263H248L247 262ZM138 261V260H137ZM138 261V262H139ZM158 261V260H157ZM194 261V260H193ZM217 261V260H216ZM218 261H220V260H218ZM252 261V260H251ZM253 261H256L255 259L253 260ZM258 261V260H257ZM146 262V261H145ZM182 261H177L176 262V264H180ZM203 261H201V263H202ZM214 262V261H213ZM152 263V262H151ZM226 263V262H225ZM154 264H162V263H154ZM182 264H184V262L182 263ZM193 264V263H192ZM198 264H200V261H199V263ZM232 264V263H231ZM250 264V263H249Z\"/></svg>",
  "mask_w": 264,
  "mask_h": 264
},
{
  "label": "snow or ice",
  "instance_id": "6c2138e0",
  "mask_svg": "<svg viewBox=\"0 0 264 264\" xmlns=\"http://www.w3.org/2000/svg\"><path fill=\"white\" fill-rule=\"evenodd\" d=\"M85 3L90 8H94L95 7L94 0H85ZM257 7H260V5H258ZM155 12H156V16L161 19V22H163L162 12L159 9H156ZM77 14L79 15V13H77ZM215 15L216 14L213 13V16H215ZM84 18L90 19V16H89V14L87 12L84 13ZM122 22H123V19H122ZM258 23L264 24V15L260 16V18L258 20ZM73 27H75V26H73ZM85 27H87L88 30L91 31V27L90 26L85 25ZM255 32H256V24H253L252 25L253 38L255 37ZM68 35H71V33H68ZM97 39L99 40V44L107 49V59L105 60V63L109 64V66H110V60H111V57L113 55L112 50L110 48H108L107 44L101 38L98 37ZM161 39H163V37H161ZM4 47H5V51L8 53L9 58H11L12 50L7 48L6 46H4ZM148 47L151 48V45H148ZM84 55L88 56V53L85 52ZM157 55L159 56L160 53L158 52ZM164 63L166 64L167 61L165 60ZM141 71L142 72L144 71V62L143 61H141ZM148 71H151V69H148ZM159 71H160V79L161 80L166 79L165 69L163 67H161ZM36 77H37L38 82H39V88L44 92V108L46 110L48 108L47 87H46L44 79L41 76L39 70L36 71ZM180 83H181L182 88L184 89L182 95L187 100L188 108L192 112V115L190 116L191 123L195 126L196 129H200V127H201L200 120H201V118L207 119V113L204 112L199 107H197L196 103H194L193 98H192L193 86L190 83L189 84H184L182 81ZM159 87H160L159 84H157V85H155L153 87V94L154 95L156 94V92L159 89ZM155 98L157 99V101H159V96L158 95H155ZM221 99H223V97H221ZM155 107L159 108V104L155 105ZM71 130H72L71 129V125H69V131H71ZM169 131H171V128H169ZM33 134H34V137H35V133H33ZM36 139L39 140V137H36ZM189 143H195L196 144L195 151L192 152V155L202 156L204 154V152H205L204 147L201 146L197 141L190 140V134H184V135L178 137L176 151L177 152H182L184 150L185 146L187 144H189ZM206 143L208 145L212 146V151L213 152L215 151L216 148L223 147V145L220 144V141L218 140L217 136L213 133V131L210 128L207 130ZM44 157L46 159L45 167L47 169H51L54 164L59 163L58 161H56L50 155V153L48 152V149H47L46 146L44 148ZM27 159H28L27 154H25V161H27ZM216 166L217 167L220 166L218 161H217V165ZM224 167L227 169L228 176L231 177L232 169L229 168L226 164L224 165ZM28 174L31 175V171H29ZM40 175H41V177H43L45 175V173L41 172ZM58 181H59V183H50V184H48V190L50 192L55 191L56 189L63 187L66 183H68L70 181V176H69V173H68V165L67 164H64L63 165V170H61L59 172ZM222 185H223V190L226 193H228L229 196H231L232 192L230 190L228 180H224L222 182ZM170 189L173 190V192H175V190L172 189L171 183L169 182L168 186L165 187L164 190L165 191H169ZM114 194H118L120 196L121 200L125 199V197H124L122 192H118V193H114ZM175 194H178V193H175ZM181 199H183V197H181ZM248 203H260L261 205H264V201H251L250 200V201H248ZM124 207L128 208V205H127L126 202L124 204ZM9 219H10L9 216H5L4 220H3V224L4 225H8ZM151 231L152 232H156L157 229L156 228H152ZM24 234L28 235L26 232ZM65 234L67 235V229H65ZM149 235H151V233H149ZM29 240H31V237H29ZM34 249H35V245L33 244L32 245V250L34 251ZM16 255H20V253H16ZM24 258L28 262V264H33V261L30 258L29 254H24Z\"/></svg>",
  "mask_w": 264,
  "mask_h": 264
},
{
  "label": "clouds",
  "instance_id": "9594fccd",
  "mask_svg": "<svg viewBox=\"0 0 264 264\" xmlns=\"http://www.w3.org/2000/svg\"><path fill=\"white\" fill-rule=\"evenodd\" d=\"M198 130V129H197ZM174 136H176V139L173 143H170L169 146L165 149V152L170 155V156H176L178 155L180 152L176 151V147H177V140H178V135H176L175 133H173ZM193 136H195L197 134V131H193Z\"/></svg>",
  "mask_w": 264,
  "mask_h": 264
}]
</instances>
